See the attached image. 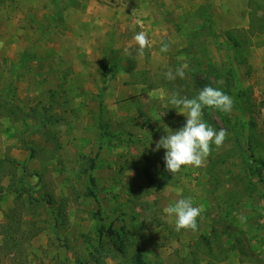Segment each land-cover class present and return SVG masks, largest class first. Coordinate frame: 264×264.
<instances>
[{
	"label": "rangeland",
	"instance_id": "1",
	"mask_svg": "<svg viewBox=\"0 0 264 264\" xmlns=\"http://www.w3.org/2000/svg\"><path fill=\"white\" fill-rule=\"evenodd\" d=\"M0 41V264H264V0H0ZM198 82L229 135L172 176L152 149ZM178 189L196 231L163 213Z\"/></svg>",
	"mask_w": 264,
	"mask_h": 264
},
{
	"label": "clouds",
	"instance_id": "2",
	"mask_svg": "<svg viewBox=\"0 0 264 264\" xmlns=\"http://www.w3.org/2000/svg\"><path fill=\"white\" fill-rule=\"evenodd\" d=\"M133 40L137 45L136 54L144 57L145 49L149 47V39L144 31L134 35ZM170 43L162 42L160 51L166 53L170 50ZM4 42L0 41V48ZM130 54V53H129ZM187 63L181 64L175 72L169 70L164 73L167 80L172 81L177 77L183 79ZM175 109H180L178 114L186 117V122L177 130L165 127V135L155 142L153 151L164 149L165 169L172 176L182 170V166L200 167L212 152V146L220 148L226 141L229 133L226 129L216 130L204 119V109L211 108L225 114L230 113L234 107V100L231 96L218 88L211 86L203 87L197 95L192 98L183 96L180 91H173L168 100ZM132 175L131 172H128ZM180 198L163 208V213L175 219V231L183 230L196 231L198 229L197 218L202 213L200 206H193L191 197H183L182 190H177Z\"/></svg>",
	"mask_w": 264,
	"mask_h": 264
},
{
	"label": "trees",
	"instance_id": "3",
	"mask_svg": "<svg viewBox=\"0 0 264 264\" xmlns=\"http://www.w3.org/2000/svg\"><path fill=\"white\" fill-rule=\"evenodd\" d=\"M198 87L200 88V90L204 87V85L200 82H198ZM23 116L24 117H29V118H36L37 119V121H38V123H37V125H36V130H39V129H41V127H42V124H41V122H39L40 120H41V117L36 113V112H31V113H28V114H23ZM119 252V251H118ZM115 252L114 251H106V252H104V251H102L101 253H100V256H102V257H107V256H112L113 254H114Z\"/></svg>",
	"mask_w": 264,
	"mask_h": 264
},
{
	"label": "crops",
	"instance_id": "4",
	"mask_svg": "<svg viewBox=\"0 0 264 264\" xmlns=\"http://www.w3.org/2000/svg\"><path fill=\"white\" fill-rule=\"evenodd\" d=\"M15 156V154H13Z\"/></svg>",
	"mask_w": 264,
	"mask_h": 264
}]
</instances>
